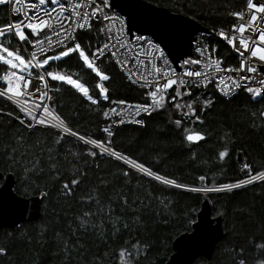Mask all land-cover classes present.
I'll return each mask as SVG.
<instances>
[{
  "label": "trees",
  "instance_id": "16d2710c",
  "mask_svg": "<svg viewBox=\"0 0 264 264\" xmlns=\"http://www.w3.org/2000/svg\"><path fill=\"white\" fill-rule=\"evenodd\" d=\"M148 1L188 15L211 31L229 29L234 22L229 12L244 7L243 0ZM4 23H8L7 9L0 5V24ZM210 40L225 65L237 63L238 55L227 40L216 33ZM101 41L99 23L94 21L91 30L79 31L73 43L98 47ZM11 46L19 47L27 57L15 37L11 38ZM63 50H57L52 56ZM88 54L91 56V51ZM97 65L110 77L103 82L108 88L107 100L101 98L96 88L99 78L83 66L77 54L51 61L44 68L78 74L73 78H78L88 87L89 95L99 100L93 104L73 86L49 78L51 108L82 134L104 142L105 146L156 174L184 184L239 183L248 176L243 169L245 163L251 165L253 175L264 171V118L258 115L264 110V101L253 100L243 89L232 97H225L213 86L184 87L190 90L196 116L203 123L195 122V117L183 116L172 102H166L164 107L145 116L144 125H120L109 137L103 131V124L110 100L143 101L145 88L130 81L110 54L97 61ZM0 85L7 86L1 80ZM177 87L168 89L167 97L175 95ZM206 99L213 103L201 111ZM15 116H20V112L0 97V144L14 145L17 137H23L29 159H38L42 170H33L30 163L23 167L19 163L12 165L3 153H0V170L16 174L15 189L19 194L45 195L38 219L0 229V247L6 249V254L0 255V264H119V251L131 250L137 242L139 254L133 264H164L174 251L173 240L192 229L206 197L213 215L225 214L227 232L211 258L198 257L194 264H237L241 258L246 264H255L264 257V251L258 252L256 248L257 244L264 243V181L219 192L167 186L68 134L56 143L60 130L44 125L28 128L25 125L30 121L21 124ZM177 119L182 120L179 127L174 123ZM185 129L200 132L205 139L189 142L185 139ZM48 149L55 157L59 175L48 167ZM225 149L228 156L221 160L219 153ZM89 150L96 155H89ZM202 176L207 179L200 180ZM73 179L80 183L73 187ZM64 183L72 187L70 195H64ZM90 196L100 204L95 199L89 200ZM122 197L128 200L127 205ZM88 211L96 214L84 216ZM82 220L87 221L83 226Z\"/></svg>",
  "mask_w": 264,
  "mask_h": 264
},
{
  "label": "snow or ice",
  "instance_id": "6c2138e0",
  "mask_svg": "<svg viewBox=\"0 0 264 264\" xmlns=\"http://www.w3.org/2000/svg\"><path fill=\"white\" fill-rule=\"evenodd\" d=\"M244 8L240 11H231V15L236 19L237 23L232 26L231 33L221 32V35L227 42L232 46L233 50L241 58L238 67H222V61L215 59L211 54L208 55V62L204 65L208 71H186L185 76L188 77H203L204 79L200 81L201 84L211 83L215 73H236V76H225L220 75L214 77L217 81L218 89L225 95L228 96L235 92L236 89H243L247 92L253 100L264 101V68L259 67L264 66V0H243ZM0 5L11 6V12L13 14L19 15V19L14 22H8L0 24V65L5 66L0 68V80L4 81L7 85L6 87L0 89V97H4L8 100H12L19 104V98L25 97L24 103L32 102V109L22 108L21 110L29 117L30 122L25 126L28 128H33L37 125H44L46 127H54L61 130V136L56 140L59 143L63 139L64 134L76 136L77 139L83 141L86 144L95 146L101 149V154L107 153L114 157L115 159L122 160L125 163L131 165L135 170L152 177L153 179L171 187H186L184 185L177 184L174 179H169L163 177L159 174L153 173L149 168H146L143 164H139L130 158L116 152L114 149L105 146L104 142H98L93 139H86L81 136L78 132L73 131L68 128L64 121L58 116H53L52 111L49 109L48 105L45 103L48 97L47 91L41 89L40 85L43 84V88H48V80L65 82L75 89H77L86 99L91 101L93 104L99 103V100L94 99L93 96L89 95L88 87L81 83L78 78L74 79V75L65 72H54L50 70H45V72L33 73L32 68H45L49 65L51 61H58L65 57H69L73 53L77 54L83 62V66L90 69L98 78L96 88L99 90V94L102 99L107 100L108 88L104 86L103 82L110 79L109 75L101 71L100 67L97 65V61L103 60L109 54L111 57L116 58L117 53H120L125 57L122 61L117 58L116 63L120 66L121 70L125 72V75L133 83L142 81V87L151 88L152 90L147 93L150 97L151 102L146 105H131L126 101H112L116 105H124L123 108L113 107L108 111L104 112L106 118H110L111 115L119 116V121H113V123L123 124L125 122H134L136 124L143 125V121L135 119L141 115V113L151 115L152 111L164 107L166 102H172L173 107L178 111L182 112V115L195 117V122L203 123L199 116H196V110L193 107L195 101H189L186 103H176L177 100L182 101L184 95H191L190 91L187 89L182 94L179 90L180 87H185L187 83H192L191 81L186 82L184 79H174L169 78V71H165L162 68H152L145 74L142 69H147L148 65L140 59L142 52L134 49L142 47L140 42L145 41L143 36H132L128 39L123 35V29L120 30V34H117L114 29V24L119 21L118 17L110 15L105 9L110 7L108 0H0ZM96 21L101 25L99 28L100 35L106 36V41L102 43L99 47L93 46L90 43H86L85 47H82L79 42L72 44V47H68L66 41H75V36L73 33L79 30H91L92 21ZM108 22V23H105ZM69 24L73 27L69 31ZM25 29L28 32H25ZM45 29L48 32H45ZM44 32L43 39H37L35 41L30 40L31 36H40ZM248 32L249 35L245 36ZM53 36L57 39L54 41ZM15 37L17 42H28L32 44L33 51L29 54V59L25 60L23 54H21V49L19 47L11 46V38ZM45 41L49 44V49L53 45H59L64 48L63 51L57 53L54 56H47V50L43 47ZM114 41V42H113ZM151 44V41L147 42ZM40 46L38 51L40 55H44L43 60L39 59L37 53V46ZM157 50L159 51L158 47ZM26 51V49H25ZM91 51V56L88 52ZM247 53V55H245ZM161 55L163 53L161 52ZM258 62V63H257ZM163 63H167L165 59ZM188 63V61H186ZM191 63H201L200 61H191ZM153 73L156 75L154 76ZM243 73V75H241ZM36 79L38 81L37 85L32 88L31 92H28L29 85L32 84V80ZM163 79L164 82L160 83ZM253 81H255L259 87L251 86ZM177 85L175 95L170 98L165 95L168 89ZM222 85V87H221ZM206 86V85H205ZM213 101L211 99H206L203 102L205 108L211 106ZM39 111V115L35 113ZM254 117L257 113L252 114ZM260 118H264V110H260L258 113ZM128 117H132L128 120ZM19 119V118H18ZM21 124H24L23 120H20ZM177 127L181 126L182 120L177 119L174 121ZM256 121H254V126ZM104 132L110 137L112 132L108 127L103 129ZM187 135L185 139L189 142L198 143L205 139V135L192 131L190 129H185ZM108 144L111 142L108 141ZM32 146L29 145V148ZM0 153L7 156L8 161L12 164H21L23 167L25 163H30L33 170H42L40 166V161L30 160L28 156V149L24 147L23 137H17L15 139L14 145H3L0 144ZM47 161L49 169L56 171L55 157L52 154L51 149L47 150ZM88 154L95 156L96 152L91 150ZM228 156V151L225 149L219 153V158L223 160ZM243 169L247 170L248 176L245 180L240 181L236 184H225L219 187H204V188H189L190 191H231L234 188L246 186L248 184L255 183L257 181H264V171H260L256 174H252L251 165L245 163ZM27 170V169H26ZM125 176L128 175L127 172L124 173ZM2 178V176H0ZM206 177H200V180H206ZM78 179H73L71 185L74 187L79 184ZM62 191L64 195H70L72 193V187L68 183L62 185ZM89 200L95 199V197H88ZM123 203L128 204V200L122 197ZM97 205L100 204L98 199H95ZM143 203V202H141ZM103 211V208H101ZM95 212L88 211L84 213V216L95 215ZM87 221L82 220V226ZM194 223V222H193ZM127 227V225H125ZM139 242L132 246V249L122 248L119 253V264H133L139 254ZM257 251H264V243H259L256 245ZM68 246L65 245V251H67ZM242 251V250H241ZM6 249L0 247V255H5ZM237 264H246V260L241 258L237 261ZM255 264H264V257L258 259Z\"/></svg>",
  "mask_w": 264,
  "mask_h": 264
},
{
  "label": "water",
  "instance_id": "95a60500",
  "mask_svg": "<svg viewBox=\"0 0 264 264\" xmlns=\"http://www.w3.org/2000/svg\"><path fill=\"white\" fill-rule=\"evenodd\" d=\"M112 5L126 16L131 33L152 36L167 51L177 68H180V60L192 53L196 34L209 30L188 15L148 0H112ZM238 159H243L241 151ZM0 176V229L38 219L45 194L21 195L15 189L17 177L14 172L0 170ZM224 215H213L212 205L206 197L192 229L180 233L173 240L174 251L164 264H194L198 257L211 258L217 243L227 232Z\"/></svg>",
  "mask_w": 264,
  "mask_h": 264
},
{
  "label": "built area",
  "instance_id": "2783aa9c",
  "mask_svg": "<svg viewBox=\"0 0 264 264\" xmlns=\"http://www.w3.org/2000/svg\"><path fill=\"white\" fill-rule=\"evenodd\" d=\"M108 3L110 4V7L108 9H105V11H107L110 15L119 18V21L114 24V29H115V31H116L117 34H120V30L123 29V33L122 34L125 35L128 39H131L132 36H143V37L146 38L145 41L140 42V44H142V47L137 48V49H134V51L138 50V51H140V52L143 53L140 56V59L143 60L146 65H148V68L147 69H142V71H144L146 75H147V72L149 70H151L152 68H162L165 71L172 70V71L169 72V78H174V79H181L182 78L186 82H189V81L192 82V83H187L185 85V87L208 88V87L213 86V87H215V89L220 94H222L223 96H225L218 89V87H217L218 81L214 77L220 76V75L233 76V77H235L236 76V73H226V74L225 73H215L214 76H213L212 82L211 83L205 82V84H201L200 83V81H202L204 79L203 77H188V76H185L184 73L186 71H189V70H191V71H201V72L208 71V69H206L204 67V65L208 62V55L207 54H211L215 59L221 60L222 61V65L221 66L222 67H233V68H235V67H238L239 66L240 59H241L239 56H238V60H237V63L236 64H233V65H225L223 63L222 58L219 57L216 54V49H215L214 45L212 44V42L210 40V36L212 34H215V33L218 34L219 36H221L222 38H223V36L221 35V32H224V33H227L229 35H232L233 33H231V29H232V26L237 23L236 19L233 18L234 19V22L232 23V25L230 26L229 29L219 28L216 31H211V30H208V31H199L196 34V38H195L194 43H193L192 53L190 55H188L187 57H185L184 59L180 60V62H179L180 68H177L176 65L174 64V62L171 60L170 56L168 55L167 51L163 48V46L157 40H155L150 35L142 34V33H139V32H133V33H131L129 31V28H128V23H127L126 16L124 14H122L121 12H119L118 10H116L113 7L111 0H108ZM5 6H6V9H7V14H8V22H14V21L18 20L19 19V15L13 14L11 12V6H9V5H5ZM243 8L238 9V10H235V11H240ZM94 21H92V24H93ZM105 23H108V22H105ZM68 27H69V31H71V29H72L73 26L71 24H69ZM100 27H101V25L99 24V28ZM79 31H82V30L77 29L73 33V35L75 36V41H76V38H77V33ZM25 32L27 33L28 30L25 29ZM45 32H48V30L45 29ZM247 35H249L248 32L245 33V36H247ZM106 36H107V34H105L103 36L101 35L102 41H101L100 45L106 41ZM43 37H44V32H42L40 34V36H38V37L29 35V38L32 41H35L37 39H43ZM56 39L57 38L55 36H53V40L55 41ZM148 41H151L152 43L151 44H148L147 43ZM73 42L74 41H71V40L66 41L67 46L69 47ZM20 45L22 46V48H23L24 51L26 49L25 53H26V55H27V57L29 59V54L34 50L32 44H30L28 42H20ZM39 47L40 46L38 45L37 48H36V50H37L39 59L41 60V59H44L45 56L39 54V51H38ZM43 47L47 50V52H46V55L47 56H52V54L55 53L57 50H63L64 49L62 46H59V45H53L52 48L49 49V44H48L47 41H45ZM157 47H158L159 51L157 50ZM161 52L163 53V55H161ZM245 55H247V53H245ZM117 58H119L121 61L123 59H125V57L122 56L120 53H117V57L114 58V59L116 60ZM165 59L167 60V63H163V61ZM186 61H188V63H186ZM191 61H200L201 63H198V64L197 63H191ZM258 66L261 67L259 64H258ZM119 68H120V66H119ZM31 71L34 74L37 73V72H45L44 68H40V69L33 68ZM153 75L155 76L156 74L153 73ZM241 75H243V73H241ZM46 79L48 80V88L47 89H44L43 88V84H41L40 87H41L42 90L47 91V94H48V97H49V91H50L49 78L46 77ZM2 82L5 83L4 81H2ZM163 82H164V80L161 79L160 80V83H163ZM37 83H38V81L33 78L32 84L29 85V87H28V92H31L32 91V88L35 87L37 85ZM141 83H142V81H139V82H137L135 84L140 86ZM251 86H253V87H259V85L255 81H253V83H252ZM4 87H6V86L0 85V89H2ZM221 87H222V85H221ZM143 88H145V99L143 101H141V100H126V99L113 98V99L110 100L109 105L105 108V111H108L109 109H111L113 107H117L118 110H119V108H123L124 107V105H119L118 106L116 104H113L112 101H126L128 104H131V105H146V104H149L151 102V99L147 95V93L150 92L152 89L151 88H147V87H143ZM241 90H242V88L241 89H236L235 92H233L230 95L225 96V97H232V96L236 95L238 92H240ZM24 99H25V97L19 98V100H20V103L19 104L15 103L12 100H8V99H6V100H8L20 112V116H15V117L17 119L19 118L18 119L19 121L20 120H23L24 123H26V121H30L29 120V117L21 109L24 108V107H30L32 109L33 104H32L31 101L28 102L27 104H25L24 103ZM45 103L48 105L49 109L52 111L53 116H58L57 113L51 108V106L49 104V99H46L45 100ZM35 114L36 115H39L40 113H39V111H37ZM146 115L147 114L141 113V115L138 116V117H135V119L142 120L143 121V125H144V120H145V116ZM119 119H120V117L119 116H116V115H111L110 118H106L104 116V120L105 121H104L103 127L104 128L108 127L110 129V131L113 133L116 127H118L120 125H123V124L140 125V124H136L134 122H125L123 124L113 123V121H119ZM127 119L128 120H131L132 117H128ZM64 124L68 128L72 129L73 131L78 132L81 136H84L86 139H91L88 136L82 134L76 128L70 126L65 121H64Z\"/></svg>",
  "mask_w": 264,
  "mask_h": 264
},
{
  "label": "rangeland",
  "instance_id": "374dc122",
  "mask_svg": "<svg viewBox=\"0 0 264 264\" xmlns=\"http://www.w3.org/2000/svg\"><path fill=\"white\" fill-rule=\"evenodd\" d=\"M69 47H72V45L71 46H69ZM22 54V53H21ZM24 57H25V55H24ZM25 60H28V58L27 57H25ZM33 69V68H32ZM31 69V70H32ZM182 88V89H181ZM187 88H184V87H180L179 88V90H180V92L183 94L184 93V91L186 90ZM187 91H190L189 89H187ZM166 96H168V93H166ZM189 101H193V97H192V94L191 95H184L183 96V100L182 101H180V100H177V103H181V104H183V103H186V102H189ZM24 108H28V109H30L31 110V108L30 107H24ZM62 120V119H61ZM54 128V127H53ZM55 129H58V128H55ZM58 130H60V129H58ZM61 131V130H60ZM70 136H72V137H74V138H76L77 139V137L76 136H73V135H70ZM79 140V139H78ZM81 141V140H80ZM83 142V141H82ZM90 145V144H89ZM90 146H92V147H94V148H96L95 146H93V145H90ZM96 149H98L100 152H101V149H99V148H96ZM105 154V153H104ZM140 164V163H139ZM147 168V167H146ZM153 172V171H152ZM160 175V174H159ZM163 176V175H162ZM152 178V177H151ZM167 178V177H166ZM177 184H180V185H184V186H186V187H180V188H185V189H189V188H204V187H219V186H222V185H212V186H205V185H202V184H200V185H190V184H184V183H180V182H176ZM223 185H225V184H223ZM203 192V191H202ZM211 192V191H210Z\"/></svg>",
  "mask_w": 264,
  "mask_h": 264
},
{
  "label": "bare ground",
  "instance_id": "6f19581e",
  "mask_svg": "<svg viewBox=\"0 0 264 264\" xmlns=\"http://www.w3.org/2000/svg\"><path fill=\"white\" fill-rule=\"evenodd\" d=\"M111 2H112V0H111ZM154 173V172H153Z\"/></svg>",
  "mask_w": 264,
  "mask_h": 264
}]
</instances>
